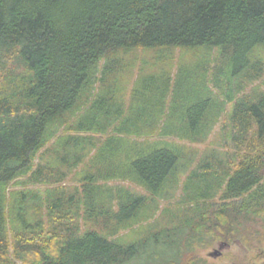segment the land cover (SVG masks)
Returning a JSON list of instances; mask_svg holds the SVG:
<instances>
[{"label": "trees", "instance_id": "trees-1", "mask_svg": "<svg viewBox=\"0 0 264 264\" xmlns=\"http://www.w3.org/2000/svg\"><path fill=\"white\" fill-rule=\"evenodd\" d=\"M258 49L264 0H0V264H204L262 240ZM222 119L232 152L195 161Z\"/></svg>", "mask_w": 264, "mask_h": 264}, {"label": "rangeland", "instance_id": "rangeland-1", "mask_svg": "<svg viewBox=\"0 0 264 264\" xmlns=\"http://www.w3.org/2000/svg\"><path fill=\"white\" fill-rule=\"evenodd\" d=\"M258 50L259 51L257 52V54L264 57V49ZM154 55L155 54L152 51H138L134 55L136 59L135 63L137 66L135 68V75H137V70L140 68L142 63L144 61H151ZM173 55L175 57V65H177L180 59H182L183 57L185 58L186 54L184 51L182 52V50L177 49L174 51ZM191 57L194 56L190 54L187 58ZM128 60L132 62L134 61L131 55L129 56ZM133 80H135V78H133ZM258 89L264 91V78L249 85L247 91H253ZM232 106V104H228V112L232 109ZM224 121L226 120H221V123L216 127L214 133L205 144L187 143L186 146L189 150V154L191 153L190 157L195 159V161H199L200 158H203V155H209L212 150H215V154L220 158H224L227 152H232L231 146L233 144L230 140V135L228 133L222 134ZM186 176L187 175L183 176L181 185L183 184V181L185 180ZM178 197H181V190L178 192ZM176 201L177 199L173 203L176 204ZM164 204L162 207H164ZM172 208L176 209V205L172 206ZM152 250L161 251V249L157 250L156 248H152ZM199 254L204 260V264H264V238L260 241H253L248 244H245L240 241L233 242L231 244L217 242L213 247L200 251Z\"/></svg>", "mask_w": 264, "mask_h": 264}, {"label": "flooded vegetation", "instance_id": "flooded-vegetation-1", "mask_svg": "<svg viewBox=\"0 0 264 264\" xmlns=\"http://www.w3.org/2000/svg\"><path fill=\"white\" fill-rule=\"evenodd\" d=\"M220 256V255H219Z\"/></svg>", "mask_w": 264, "mask_h": 264}]
</instances>
